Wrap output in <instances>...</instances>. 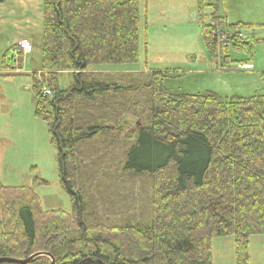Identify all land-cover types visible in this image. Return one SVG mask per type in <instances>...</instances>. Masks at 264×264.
Masks as SVG:
<instances>
[{
    "label": "trees",
    "instance_id": "obj_1",
    "mask_svg": "<svg viewBox=\"0 0 264 264\" xmlns=\"http://www.w3.org/2000/svg\"><path fill=\"white\" fill-rule=\"evenodd\" d=\"M203 6L199 0V14ZM140 17L139 0H44L35 115L48 125L72 212H44L32 188L0 186V258L212 264L213 238L233 237L237 264H249L250 237L264 236V94H171L168 72L92 69L139 62ZM256 27L220 18L203 25L202 36L213 56L231 45L253 60L262 40L239 30ZM11 49L14 69L21 68L22 50ZM135 180L149 182L142 205L129 196L122 212L100 214V206L121 199L112 198L111 184L132 195ZM68 232L77 235L66 239ZM76 244L93 251L78 253Z\"/></svg>",
    "mask_w": 264,
    "mask_h": 264
},
{
    "label": "rangeland",
    "instance_id": "obj_2",
    "mask_svg": "<svg viewBox=\"0 0 264 264\" xmlns=\"http://www.w3.org/2000/svg\"><path fill=\"white\" fill-rule=\"evenodd\" d=\"M139 1V62L92 69L113 73L168 72L165 87L171 94L212 93L223 99H247L264 94V0H203L202 14H199V0ZM13 4V0H0V186L30 187L39 197L42 211L71 213V200L59 183L57 151L51 143L48 125L35 115L32 75L41 66L43 33L36 26L27 29L19 24L18 27L14 19L17 16L10 15L16 9ZM220 18L228 24L258 25L253 31L239 30L244 38L262 40L256 44L253 60L233 50L231 45L229 49H219L216 56L210 54L202 26L215 25ZM32 19L36 22L35 14L29 18ZM24 37L29 38L26 41L33 47V53L23 57L21 68L14 69L13 57L18 61V53H13L11 48L16 46L14 40ZM227 54L230 62L224 58ZM5 56L10 59L8 62ZM69 80L67 75L62 76L63 89L69 86ZM38 180L47 184H38ZM148 184L145 180H135L132 195L124 192L121 184H111L112 198L121 199L113 200L112 206L99 204L100 214L112 208L122 212L123 199L129 196L142 205V194ZM76 235L68 232L66 239ZM75 247L78 253L93 251V247L82 244ZM212 264H237L233 237L213 238ZM249 264H264V236L250 237Z\"/></svg>",
    "mask_w": 264,
    "mask_h": 264
},
{
    "label": "crops",
    "instance_id": "obj_3",
    "mask_svg": "<svg viewBox=\"0 0 264 264\" xmlns=\"http://www.w3.org/2000/svg\"><path fill=\"white\" fill-rule=\"evenodd\" d=\"M6 1V0H1ZM14 4L16 6L15 10L10 11V15H16L17 17H14L17 23V26L24 25V28L31 29L34 26L37 28H40V30L43 33V8H44V0H13ZM32 14L36 15V22H34V19L29 20ZM26 39L29 40L28 37H24L22 39H16L14 40L15 45H18L15 41H25ZM42 44H43V38H42ZM33 53V52H32ZM31 53V54H32ZM25 56V55H24ZM41 64H42V58H41ZM40 72L41 66L39 69H37ZM4 186V185H3Z\"/></svg>",
    "mask_w": 264,
    "mask_h": 264
},
{
    "label": "water",
    "instance_id": "obj_4",
    "mask_svg": "<svg viewBox=\"0 0 264 264\" xmlns=\"http://www.w3.org/2000/svg\"><path fill=\"white\" fill-rule=\"evenodd\" d=\"M39 257H48V258H50L52 260V264H56V261H55V259L53 257H51L48 254H44V253L36 254V255L30 257L29 259L23 260V261L14 260V259H7V258H0V263L28 264V263L34 261L35 259H37Z\"/></svg>",
    "mask_w": 264,
    "mask_h": 264
},
{
    "label": "built area",
    "instance_id": "obj_5",
    "mask_svg": "<svg viewBox=\"0 0 264 264\" xmlns=\"http://www.w3.org/2000/svg\"><path fill=\"white\" fill-rule=\"evenodd\" d=\"M18 46L25 54H29L33 52L32 46L27 41H21ZM43 92L46 95L50 94V91L47 89H44Z\"/></svg>",
    "mask_w": 264,
    "mask_h": 264
}]
</instances>
